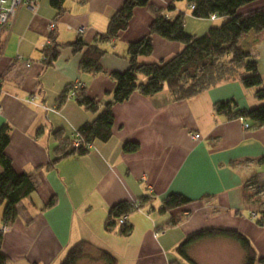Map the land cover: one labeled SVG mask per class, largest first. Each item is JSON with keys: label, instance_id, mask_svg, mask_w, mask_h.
<instances>
[{"label": "crops", "instance_id": "crops-1", "mask_svg": "<svg viewBox=\"0 0 264 264\" xmlns=\"http://www.w3.org/2000/svg\"><path fill=\"white\" fill-rule=\"evenodd\" d=\"M124 1L60 0L53 6L51 0H38L35 10L23 4L9 32L0 37V128H9L4 153L17 173L28 175L36 184V190L17 205V219L3 232L0 250L7 264L61 263L81 241L107 252L116 264H188L176 248L188 236L210 228L238 231L264 258V226L257 225L259 215L244 189L251 178H263L255 168L264 164V127L246 122L249 128L245 129L242 119H228L213 109L215 103L230 99L248 109L262 103L255 97L256 89H246L239 81L222 82L177 102L165 88L151 97L135 92L113 106L114 123L107 142L94 141L85 155L67 156L50 166L59 146L55 132L60 131L63 138L73 136L111 101L116 83L109 73L128 68V43L147 34L153 10L169 18L182 13L185 29L200 20L191 16L185 2H175L174 10L166 12L171 0H149L148 6L133 10L125 31L110 42L98 43L105 52L100 59L103 72L82 71V52L67 45L78 37L87 45L97 44ZM261 8L264 0L239 13ZM51 22L55 28L49 31ZM48 41L49 47L57 45L59 54L45 66L43 51ZM152 46L151 55L138 57L139 63L168 60L183 48L158 35L152 36ZM238 47L255 56L264 87V32L244 34ZM77 83L99 103L96 113L70 97ZM195 134L198 139L193 138ZM127 142L138 143V150L124 152ZM170 193L191 202L161 214L158 210ZM51 198L55 204L46 208ZM141 199L143 207L127 217L129 235H120L117 223L113 231L105 230L113 206ZM2 212L0 205V231ZM187 254L195 264H244L245 260L242 248L225 238L199 240Z\"/></svg>", "mask_w": 264, "mask_h": 264}, {"label": "trees", "instance_id": "trees-1", "mask_svg": "<svg viewBox=\"0 0 264 264\" xmlns=\"http://www.w3.org/2000/svg\"><path fill=\"white\" fill-rule=\"evenodd\" d=\"M60 0H51L53 6H58ZM260 0H171L166 12L174 10L175 2H185L191 8V16L195 19L210 20L222 19L219 27H210L200 37L188 33L184 26L185 16L182 13L174 18H169L166 13L153 10V19L148 27L147 34L137 41L128 43V68L125 71H113L109 76L115 81L116 87L110 102L103 105L97 117L90 123L81 125L73 136L63 138L60 131L55 132L59 143L56 149L57 158L51 161L54 165L59 160L71 155H85L94 141L107 142L112 134L114 123L113 106L127 101L131 95L138 92L144 97H151L164 88L167 89L171 99L175 102L189 99L207 89L215 87L222 82L239 81L246 89L254 88L255 97L262 103L255 108H241L233 100L217 102L213 109L215 114L223 115L228 119H242L251 123L254 128L264 127V87L261 75L257 70L255 56L241 50L238 41L248 32H264V8L254 10L246 14H240L239 10ZM149 0H125L122 7L109 19L107 30L100 36L97 44L87 45L81 38L68 44L74 52H82L80 69L89 74L103 72L100 59L105 54L98 47V43L110 42L117 35L125 31L133 17V10L148 6ZM158 35L165 40L182 45V50L168 60L157 63H139L138 57L150 56L153 51L152 36ZM57 45H52L43 51L42 62L50 66L58 57ZM143 78V81L139 80ZM64 98V95L60 97ZM76 103L86 111L96 113L99 103L88 98L83 89L76 92L73 97ZM74 135H78L81 144L72 145ZM9 144V128L3 125L0 128V205H3L2 223L11 226L18 217L17 205L29 197L35 190V182L24 173H17L11 160L4 151ZM139 148L136 142H127L123 145V151L135 152ZM264 162V159H262ZM251 178L245 184V193L249 199L253 195L248 194L249 183L257 181ZM142 201L131 204L121 202L113 206L105 222V230L113 231L118 218L128 216L130 213L143 207ZM191 202L181 194L170 193L165 196L159 213L166 214L172 210L182 208ZM55 199L51 198L45 205L52 207ZM260 219L258 226H264V212L258 213ZM175 221L171 220L170 225ZM131 232L128 221L119 229V234L127 236ZM3 233L0 231V246ZM225 238L236 242L244 251V264H264V258L258 257L249 240L236 230L210 228L200 230L188 236L176 248L179 257L188 264H195L187 254L189 247L202 239ZM91 251V252H90ZM89 258L100 260L104 264H116V260L107 252L93 247L88 242H79L73 245L66 253L60 264H77L82 259ZM8 258L0 250V264H7ZM169 264H182L180 261H172Z\"/></svg>", "mask_w": 264, "mask_h": 264}, {"label": "built area", "instance_id": "built-area-1", "mask_svg": "<svg viewBox=\"0 0 264 264\" xmlns=\"http://www.w3.org/2000/svg\"><path fill=\"white\" fill-rule=\"evenodd\" d=\"M37 1L38 0H0V37L7 34L11 28V25L13 23V20L15 18V15L21 5H27L31 10H35L37 7ZM189 8H193V6H189ZM55 28V22L49 23L48 29L49 31L54 30ZM78 35H81L83 33V29L79 28L77 30ZM50 46V42H47L46 48ZM20 56L18 55L16 57L17 60H20ZM26 66H29V63H26ZM82 89V85L79 83L72 86V89L69 92L70 97H74L77 91ZM32 101V100H30ZM46 110H48L47 107H45ZM245 128H247V125H245ZM193 138L198 139L199 135L195 134L193 135ZM81 144V139L78 137V135H74V138L72 140V145L74 147H77ZM134 204V203H133ZM136 204V203H135ZM254 216V215H253ZM127 217L128 216H121L118 218V224L124 225L127 223Z\"/></svg>", "mask_w": 264, "mask_h": 264}, {"label": "rangeland", "instance_id": "rangeland-1", "mask_svg": "<svg viewBox=\"0 0 264 264\" xmlns=\"http://www.w3.org/2000/svg\"><path fill=\"white\" fill-rule=\"evenodd\" d=\"M192 21H195V20H192ZM222 22H223L222 19H217L212 22L210 20H202V21L199 20V21L188 24V26L186 27V31L190 33L191 35L200 37L207 32L208 28L219 27L222 24ZM251 89H254V88H251ZM256 171L258 174H260L261 177L263 176V178H261L260 180L258 179L257 181H254V182H250L248 184L249 185L248 194L253 195L251 199L252 200L251 205L254 211L260 214L264 212V164L256 167L255 172ZM258 219H260V216L258 217ZM117 224H118V221H117ZM119 226L121 227L122 225H119ZM8 228L9 227L3 225V229L1 230V232L3 233L4 230ZM56 264H60V262ZM77 264H104V263L100 260L85 258L79 261Z\"/></svg>", "mask_w": 264, "mask_h": 264}]
</instances>
